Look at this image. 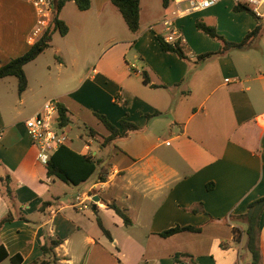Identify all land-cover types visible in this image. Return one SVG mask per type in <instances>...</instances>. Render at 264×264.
Returning a JSON list of instances; mask_svg holds the SVG:
<instances>
[{
    "label": "crops",
    "instance_id": "1",
    "mask_svg": "<svg viewBox=\"0 0 264 264\" xmlns=\"http://www.w3.org/2000/svg\"><path fill=\"white\" fill-rule=\"evenodd\" d=\"M222 2L171 19H203L226 40L239 42L257 23L250 16L225 28ZM141 11L140 0V20ZM57 15L68 31L56 30L63 38L57 43L54 31L45 49L59 54L56 79L31 81L25 72L27 87L17 89L18 98L0 97V220L13 216L0 228V244L9 255L19 254L20 264L43 255L47 234L62 239L55 247L57 264H237L233 229L239 243L245 229L238 215L264 195V61H252L246 48L253 43L199 62L198 54L217 51L221 43L209 41L193 21L183 34V59L161 48L157 34L165 30L139 24L127 31L111 0H90L84 10L66 0ZM36 20L31 0H0V66L29 49ZM101 26L115 33L93 50L88 33ZM201 41L211 46L203 48ZM46 93L67 108L65 145L99 162L79 184L47 175L19 116L17 105L28 106L29 117L40 111ZM97 113L120 131L122 118L137 129L104 143L110 131ZM73 126L79 132L71 137ZM85 172L74 167L76 177ZM176 225L200 230L161 234ZM259 249L264 264V209ZM0 264L13 263L5 258Z\"/></svg>",
    "mask_w": 264,
    "mask_h": 264
},
{
    "label": "trees",
    "instance_id": "2",
    "mask_svg": "<svg viewBox=\"0 0 264 264\" xmlns=\"http://www.w3.org/2000/svg\"><path fill=\"white\" fill-rule=\"evenodd\" d=\"M66 0H56V8L53 14L52 21L47 29L43 32V34L34 41L29 49L23 54L11 58L5 64L0 66V78L6 76H15L17 78V89L18 92L21 93L27 87V77L25 74L24 66L26 63L35 59L41 52H43L50 45V40L52 33L58 30L61 34H66L68 31V26L66 23L58 17V12L62 5ZM78 7L82 10L89 8L90 0H75ZM111 2L118 8L121 15L123 16L127 26L130 30L136 31L139 28L140 24V0H111ZM170 0H162L163 6H168ZM233 8L235 10H246L254 14L255 17H258L253 10L244 3H236ZM195 25L198 30L208 34L212 38H216L221 43V48L217 51H208L197 55L196 61H204L209 57L215 54L224 53L225 51L237 47L243 48L250 46L255 39L260 35L261 26L257 24L252 30H250L244 38L239 42H232L226 40L222 35H220L215 26L209 25L204 22L203 19H196ZM157 38L161 45V48L166 52H175L179 57L183 59H188L187 55L184 52V43L181 39H177L174 43L166 42L163 36L157 34ZM145 82H148L146 74H144ZM100 120L104 123L106 128L110 131V134L104 137V143L112 142L117 137L125 136L130 131L136 130L137 126L128 121L126 118H122L119 121V124L122 128L120 131L119 127L112 122H110L104 115L97 113ZM69 122V117L67 115V108L58 102V125L63 127L67 125ZM101 162V161H100ZM99 163L97 160H93L91 155H81L74 151H72L65 144L59 146L53 153L51 154L48 162L45 164L47 168V175L54 176L59 178L60 180L71 183V184H79L83 180H85L94 170L96 169V165ZM86 167V172L83 176H75L74 175V167ZM106 170L101 167L100 179L102 181L105 180ZM7 193L9 192V188H6ZM48 203L44 202L41 206V209L44 208ZM117 213H119L125 223L129 222L128 216L120 209L117 205L111 204ZM264 209V195L260 196L253 201L249 202L247 205V210L245 213L238 215V218L245 223V234H246V249L250 253L251 261L250 264H261L260 259V249H259V235H260V218L261 213ZM13 219V216L8 213L5 217L0 220V228L1 226ZM99 224L101 225L103 231L111 238L109 232L103 227L101 221L99 220ZM182 230H192L197 231L200 230L199 227L193 226H179L176 225L172 228H169L163 231L161 234L163 236H169L176 232ZM235 233V240L238 239L239 231L238 229H233ZM62 242L61 238L54 237L51 235H46L45 242L41 246V250L43 255L36 259L33 264H57V255L55 252V247L58 246ZM180 254V253H178ZM177 254V256H178ZM9 258L13 264H20L21 256L19 254L9 255L5 246L0 244V261Z\"/></svg>",
    "mask_w": 264,
    "mask_h": 264
},
{
    "label": "rangeland",
    "instance_id": "3",
    "mask_svg": "<svg viewBox=\"0 0 264 264\" xmlns=\"http://www.w3.org/2000/svg\"><path fill=\"white\" fill-rule=\"evenodd\" d=\"M221 1V0H220ZM223 9L219 14H221L222 17V24L225 25V28L229 29L233 27L236 23L241 24L247 21V19H251L250 16L254 21H256L257 24H260L261 26V35L253 42V44L246 49H250L251 55H252V61L254 62H261L264 61V18L263 17H255L254 14L251 12H248L246 10H235L233 8V2L231 0H222ZM187 6L186 2H183L180 4L181 8H184ZM69 9V8H68ZM141 20H140V29L144 30L148 26L152 27L154 31L157 33H163L164 32V26L162 24V21L167 18H172L176 14L175 11L177 9V5L170 0L168 6H163L162 0H141ZM264 10V5H262L259 8V11ZM120 15V14H119ZM122 19L123 25L126 27V30L128 31L127 24L124 21L123 17L120 16ZM194 16H189L186 19H180L179 22L175 21L176 27L181 33V36L183 39L186 38V35H183L185 31H190L191 29V22L193 21ZM196 19L193 21L194 29H197L195 25ZM205 22V20H204ZM254 28V27H253ZM111 29H114L113 27L108 26H101V27H94L91 31H89L88 35L93 38L92 40V49L93 50H99L102 45L106 43L108 40V37H110L113 33ZM198 30V29H197ZM200 31V30H198ZM202 32V31H200ZM166 33V32H164ZM204 33V32H202ZM205 34V33H204ZM207 39L211 42L218 43V40L216 38L210 37L208 34H206ZM54 41L57 43L59 40L63 39L61 38L58 31H56L53 34ZM186 40V39H185ZM220 43V41H219ZM53 44V43H52ZM208 46H211L210 44L201 41V47L206 48ZM236 53L239 50H234ZM247 51V50H244ZM243 53V52H241ZM245 53V52H244ZM59 54L56 53L53 48H48L45 50L36 60V62H33L29 64L28 66H25V72L27 73L29 79L31 81H34L38 78L42 80L43 78H47L49 75L51 76V80H55L57 77V74L59 72V69L55 67L54 62L57 60V56ZM216 55V54H215ZM39 70V74L37 72ZM17 78L15 76H11L8 78H5L3 80H0V97H13L18 98V92H17ZM49 86V85H47ZM50 87V86H49ZM14 93V94H13ZM43 95L40 98V101L44 102L47 100L53 99L52 96ZM13 95V96H12ZM37 96V94H36ZM46 96V97H45ZM17 107H20L22 109L20 118L27 119L29 115L27 114L28 110L30 108L27 106L26 109H24L23 105H17ZM54 128L56 130H61L60 126L54 122ZM79 132V129L75 126L72 127L70 136L74 137L76 133ZM60 197H65V194H61ZM243 238L241 242L239 243L238 240L234 243V246L238 248V257H237V264H247V262H250V253L246 249V234L245 231H243ZM248 253V254H247Z\"/></svg>",
    "mask_w": 264,
    "mask_h": 264
},
{
    "label": "built area",
    "instance_id": "4",
    "mask_svg": "<svg viewBox=\"0 0 264 264\" xmlns=\"http://www.w3.org/2000/svg\"><path fill=\"white\" fill-rule=\"evenodd\" d=\"M176 5V15L190 14L195 11L207 9L220 0H172ZM233 3H244L249 6L258 17L264 18V10L259 8L264 5V0H231ZM37 14L36 25L29 37L30 41H36L50 25L56 8V0H31ZM186 2L187 6L180 7V4ZM165 34L164 40L174 43L177 39H182L181 33L177 29L171 18L162 21ZM54 122L58 124V101L47 100L42 109L25 120L27 133L34 145L37 147V159L39 162L46 164L53 153L59 146L66 143V133L54 128ZM80 197H77V199ZM88 200L93 201V196L89 195ZM86 198V199H87ZM86 207L85 204H83Z\"/></svg>",
    "mask_w": 264,
    "mask_h": 264
},
{
    "label": "water",
    "instance_id": "5",
    "mask_svg": "<svg viewBox=\"0 0 264 264\" xmlns=\"http://www.w3.org/2000/svg\"><path fill=\"white\" fill-rule=\"evenodd\" d=\"M93 200H94V201H98V200H99V197H98V196H94V197H93Z\"/></svg>",
    "mask_w": 264,
    "mask_h": 264
}]
</instances>
